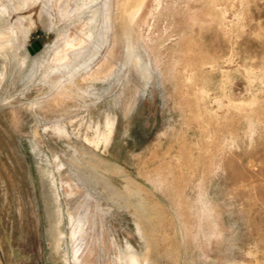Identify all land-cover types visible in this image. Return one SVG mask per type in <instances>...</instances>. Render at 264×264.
<instances>
[{
  "label": "rangeland",
  "instance_id": "rangeland-1",
  "mask_svg": "<svg viewBox=\"0 0 264 264\" xmlns=\"http://www.w3.org/2000/svg\"><path fill=\"white\" fill-rule=\"evenodd\" d=\"M124 1L0 0V264H264V0Z\"/></svg>",
  "mask_w": 264,
  "mask_h": 264
},
{
  "label": "bare ground",
  "instance_id": "bare-ground-1",
  "mask_svg": "<svg viewBox=\"0 0 264 264\" xmlns=\"http://www.w3.org/2000/svg\"><path fill=\"white\" fill-rule=\"evenodd\" d=\"M129 1L130 3L135 2V0H125L124 1V5H123V9L122 11L124 12L127 20L129 22H132L135 18V16L138 13V9H134V5H133V9L130 10L131 8H129L128 10H126L125 8V3ZM144 1V0H143ZM138 2V1H137ZM27 3V2H26ZM140 3V2H139ZM127 4V3H126ZM133 4V3H132ZM142 4V1H141ZM140 4V5H141ZM137 5V3L135 4ZM138 7V6H137ZM141 10V9H140ZM108 23H106L107 25ZM105 26V24H103ZM102 25V28H103ZM110 26V25H109ZM107 28V26L105 27V29ZM108 31V30H107ZM107 33V32H106ZM2 34V33H1ZM25 37H27V34H24ZM103 37V36H102ZM3 39V37H2ZM2 42V41H1ZM10 42V41H9ZM3 43V42H2ZM1 45V44H0ZM66 48H69L70 50L68 52L63 53L61 56H59L56 59V65H53V69H52V73L54 74H63L66 73L67 71H69L71 68H74V66L76 67L77 64H85L87 62V60L89 59V57H86V51L84 48H80V47H75L73 42H67L66 43ZM2 50V49H1ZM78 59H82V62L79 63ZM84 66V65H83ZM86 67V66H85ZM75 69V68H74ZM73 71V70H72ZM68 73V72H67ZM66 75V74H65ZM64 78V75L63 77ZM60 80V79H59ZM58 81H56L55 83L57 84ZM79 88V87H78ZM59 127V126H58ZM62 131V129H61ZM112 126L111 124H109L108 130L107 132H105V137L108 140L110 135L112 134ZM55 134V133H54ZM101 140V139H100ZM126 252V251H125ZM129 258V257H128ZM139 259V258H138ZM137 256L132 252L130 255V261L131 262H137ZM119 260V259H118ZM120 261V260H119Z\"/></svg>",
  "mask_w": 264,
  "mask_h": 264
},
{
  "label": "water",
  "instance_id": "water-1",
  "mask_svg": "<svg viewBox=\"0 0 264 264\" xmlns=\"http://www.w3.org/2000/svg\"><path fill=\"white\" fill-rule=\"evenodd\" d=\"M40 46H41L40 43L37 42V44L33 45L32 49L29 50L30 53H33V52H34L36 49H38V47H40Z\"/></svg>",
  "mask_w": 264,
  "mask_h": 264
},
{
  "label": "flooded vegetation",
  "instance_id": "flooded-vegetation-1",
  "mask_svg": "<svg viewBox=\"0 0 264 264\" xmlns=\"http://www.w3.org/2000/svg\"><path fill=\"white\" fill-rule=\"evenodd\" d=\"M38 41L35 42V44H37Z\"/></svg>",
  "mask_w": 264,
  "mask_h": 264
}]
</instances>
